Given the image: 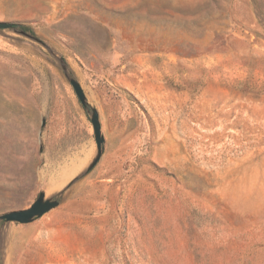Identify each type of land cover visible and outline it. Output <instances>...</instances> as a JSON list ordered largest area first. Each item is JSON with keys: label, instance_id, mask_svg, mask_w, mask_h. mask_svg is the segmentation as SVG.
Masks as SVG:
<instances>
[{"label": "rangeland", "instance_id": "rangeland-1", "mask_svg": "<svg viewBox=\"0 0 264 264\" xmlns=\"http://www.w3.org/2000/svg\"><path fill=\"white\" fill-rule=\"evenodd\" d=\"M0 22L28 28L0 29V216L58 201L0 220V264H264V0H0Z\"/></svg>", "mask_w": 264, "mask_h": 264}, {"label": "water", "instance_id": "water-1", "mask_svg": "<svg viewBox=\"0 0 264 264\" xmlns=\"http://www.w3.org/2000/svg\"><path fill=\"white\" fill-rule=\"evenodd\" d=\"M13 26L14 24L12 23L0 22V29H10ZM71 84L80 102L85 106L87 104L86 96L80 84L75 80H71ZM92 122L95 128L96 141L98 145V157L92 164V166H94L102 154L103 143L105 141L104 137L101 134L99 114L97 110L95 109L93 110ZM57 205H58V201L52 200V199H46L45 194L41 193L39 197L37 198V200L29 208L6 213L0 216V220H4L6 222H16L20 224H27V223L32 222L36 218L41 217L45 213L49 212L50 210L55 208Z\"/></svg>", "mask_w": 264, "mask_h": 264}, {"label": "bare ground", "instance_id": "bare-ground-1", "mask_svg": "<svg viewBox=\"0 0 264 264\" xmlns=\"http://www.w3.org/2000/svg\"><path fill=\"white\" fill-rule=\"evenodd\" d=\"M81 161V160H80ZM69 169V168H67ZM75 170H63L60 175L57 177H55L56 179L52 180L49 187H48V191L47 192H51L53 189L57 188H62L68 181L69 179L75 174L76 172V168H73Z\"/></svg>", "mask_w": 264, "mask_h": 264}, {"label": "trees", "instance_id": "trees-1", "mask_svg": "<svg viewBox=\"0 0 264 264\" xmlns=\"http://www.w3.org/2000/svg\"><path fill=\"white\" fill-rule=\"evenodd\" d=\"M14 26L19 27V28H22V29H28L25 26H19V25H14Z\"/></svg>", "mask_w": 264, "mask_h": 264}]
</instances>
